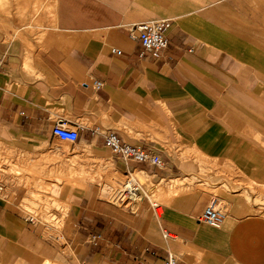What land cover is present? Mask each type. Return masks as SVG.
Wrapping results in <instances>:
<instances>
[{"label": "crops", "instance_id": "crops-1", "mask_svg": "<svg viewBox=\"0 0 264 264\" xmlns=\"http://www.w3.org/2000/svg\"><path fill=\"white\" fill-rule=\"evenodd\" d=\"M166 20L163 56H140L134 26ZM0 59V264H264V0H0ZM109 131L164 165L124 160ZM134 171L155 200L129 209L113 194Z\"/></svg>", "mask_w": 264, "mask_h": 264}, {"label": "built area", "instance_id": "built-area-1", "mask_svg": "<svg viewBox=\"0 0 264 264\" xmlns=\"http://www.w3.org/2000/svg\"><path fill=\"white\" fill-rule=\"evenodd\" d=\"M171 25L172 22L169 20L161 22L145 21L136 24L133 31L136 32L141 45L140 56L150 54L156 59L161 58L165 50L169 47L170 40L168 31ZM117 53L120 54L121 51L118 50ZM1 68L2 61L0 59ZM94 84L100 88L103 82L101 80H95ZM53 131L58 138L64 141L76 142L80 138L78 129L69 128L63 123L55 125ZM104 141L108 148L126 161L152 164L155 166L164 165V159L159 153L145 148L142 145L129 143L123 140L115 131L105 133ZM145 185L133 173H128L122 182L116 186L113 201L129 209L136 208L139 202L149 197ZM225 216L226 214L221 208L220 203L217 200H212L201 218L206 223L219 227L223 223ZM99 238H101V235H92L90 240L92 243H97ZM138 264H178V260L174 255L170 254L166 258L153 263L139 259Z\"/></svg>", "mask_w": 264, "mask_h": 264}, {"label": "rangeland", "instance_id": "rangeland-1", "mask_svg": "<svg viewBox=\"0 0 264 264\" xmlns=\"http://www.w3.org/2000/svg\"><path fill=\"white\" fill-rule=\"evenodd\" d=\"M256 141L258 143L257 144L258 155H259V158L261 159V160L259 159L258 162H260L263 166L257 168L258 173H259L256 175L257 180L251 181L250 184L252 185V187H254L253 189L256 192V199H255L256 205H254V208L257 210L256 212L264 214V136L257 135ZM133 174L136 176V178L140 180L141 183L143 184L148 183L146 178L142 174L136 173V171H134ZM145 186H146L147 193L149 194L150 198L154 201L155 199L152 196V188L148 186L147 184ZM102 187L105 193H107L110 188L108 184H105V185L103 184ZM138 204H140V202ZM224 212H226V210H224ZM36 217H44V221H47V222H56V223L58 222L59 223L60 221H62L61 217L63 216L44 215V216H36Z\"/></svg>", "mask_w": 264, "mask_h": 264}, {"label": "bare ground", "instance_id": "bare-ground-1", "mask_svg": "<svg viewBox=\"0 0 264 264\" xmlns=\"http://www.w3.org/2000/svg\"><path fill=\"white\" fill-rule=\"evenodd\" d=\"M81 173H82V172H81ZM81 176H82V175H81ZM81 176H80V177H81ZM148 195H149V194H148Z\"/></svg>", "mask_w": 264, "mask_h": 264}]
</instances>
